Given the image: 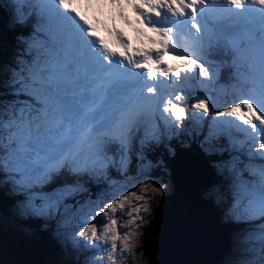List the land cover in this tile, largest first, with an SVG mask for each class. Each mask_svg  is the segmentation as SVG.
Segmentation results:
<instances>
[{
	"label": "snow or ice",
	"instance_id": "snow-or-ice-1",
	"mask_svg": "<svg viewBox=\"0 0 264 264\" xmlns=\"http://www.w3.org/2000/svg\"><path fill=\"white\" fill-rule=\"evenodd\" d=\"M41 2L54 8L42 7L38 19L33 21L32 32L18 37L25 45L23 54L30 59H16L6 84L7 95L13 99L0 100V173L3 174L0 184L11 183L12 192L23 196L17 205L20 215L53 219L59 215L61 224L74 219L79 226L76 235L92 241L93 246L102 251L108 250V259L115 264L113 254L117 251V240L121 239L119 227L126 229L122 247L127 249L133 238L132 226L139 228L136 223L137 219H142L139 214L147 211L139 201L150 199L148 182L140 186L143 195L118 193L119 198L113 196L110 203L98 206L93 202L88 210L77 207L78 202L69 205L65 201L86 191L80 177L104 176L110 167L118 173L124 172L131 162L129 153L134 151L142 159L143 150L158 143L163 135L156 122L158 116L165 128L178 127L187 117L182 106L187 99L185 86L201 77L212 79V73L205 66L212 62L203 53V33L208 30V24L206 20L198 22L204 12L209 7L214 9L224 4L228 12L243 15L249 11L246 5L258 4L259 11L264 13V0H111L112 4L130 5L137 13V20L146 25V28L136 29L142 44L135 47L119 28H109L108 36L101 35L97 25L75 6L79 0ZM54 16L64 22L68 29L65 34L74 37L76 50L103 70L102 78L107 86L84 112L65 114L62 110L63 97L57 91L59 77L53 71V66L61 62V52L56 48L55 35L50 28ZM29 19L26 8L15 15V22L20 25H26ZM261 31L264 32V28ZM38 37L47 39L51 45L47 59L46 46L40 45ZM169 53L176 55L181 63L165 60ZM260 60L264 69V36L261 37ZM213 72L219 76L217 69ZM129 87L134 91L129 92ZM113 88L117 91L122 88L124 95L110 100ZM191 100L193 118L199 115L203 119L210 111V101L215 105V100L206 92L203 96H192ZM53 113L60 121L69 122V133L75 126V137L55 140L41 136V127ZM222 117L225 119H220ZM212 120L214 125L227 126L229 142L234 148L242 150L248 145L249 163L256 157L262 162L256 171L248 170L249 176L256 177L255 181L242 179L243 171L237 173L232 210L243 222H260L251 231L264 255V70L256 85L246 91L241 88L228 106L215 111ZM232 131L243 138L232 137ZM209 135H215L212 127ZM134 142L139 144V150L134 149ZM257 144L259 148L255 147ZM64 174L77 179L48 192L42 190ZM164 187H153L152 191L163 192ZM130 198L135 201L128 211L131 219L118 226L113 214L118 209L123 212L126 204L132 205ZM98 223L102 228H98ZM240 264H264V260L246 259Z\"/></svg>",
	"mask_w": 264,
	"mask_h": 264
},
{
	"label": "rangeland",
	"instance_id": "rangeland-1",
	"mask_svg": "<svg viewBox=\"0 0 264 264\" xmlns=\"http://www.w3.org/2000/svg\"><path fill=\"white\" fill-rule=\"evenodd\" d=\"M39 2H40L39 3L40 10L42 7L44 8L54 7L53 5L43 4L41 0H39ZM3 8H4V4L0 0V10H3ZM89 8L91 10L87 8L88 11L86 15L90 19H93L99 23L101 18L104 21V18L108 16H109V20H111V23H114L110 14L117 13V9H121L122 11L136 14V16H134V19L126 17V18H120L118 20L117 28L121 30L123 29L125 33L128 28L121 19L127 21L128 22L127 25L130 28H132L131 25L133 22H135L134 26L136 28H146V25L144 24L142 25L137 20V13L128 4H112L111 0H104V1L99 0V2L98 0H93ZM92 9L96 10L97 12L93 11ZM56 18L57 17L54 16L50 28H51V32L55 35L56 48L59 49L61 52V57L59 58L61 62L59 65L53 66V71L59 77L57 91L59 95L63 97L62 110L65 112V114H67L68 112L71 111H81L83 105H81L76 100L79 97V95L84 96L85 93L88 92V90L85 91L83 90L84 83L81 79L82 75L78 78V85H77L78 90L74 88L75 83L72 82V76L70 75V71H69V68L72 66L70 61L79 60L78 63H82L80 62V59H84V58L87 61V64L89 63V61H88V57H86L85 55L83 54L78 55L77 53L73 52V48H74L73 43H69L68 46H65L66 44L64 45L61 39H59L61 36V32L58 28V24L63 21L60 18L57 19ZM8 21L10 24H12L10 19ZM235 27L240 33H244V28L239 29L237 28V26ZM44 30L49 31L48 28H45ZM218 33L221 32H217L215 29L212 30L210 29L206 33L205 45L209 43L210 44L204 50H207L210 46L217 44L219 40L223 38V36H221L209 42V40ZM101 35L108 36L109 33L105 29V32L101 33ZM234 36L235 38L238 37V35L236 34H234ZM38 40L40 41L41 46H46L45 58L46 59L49 58L47 56V52L51 51V45L49 44V41L47 39H41L39 37ZM255 40L258 41L259 38L256 37ZM137 41L138 42L136 43V45L138 44L137 46H141L142 41L140 36L139 39H137ZM231 41H232V45L230 47L231 48L230 53L234 58L232 68L235 72L234 73L235 80L233 85H235L236 87L233 86L231 87L228 83L227 86L223 83H220L218 78L219 76L217 77L213 72V69H217L219 72L218 66L206 64L205 66L208 67L210 73H212V79L208 80L207 78H203V77H201L199 80L194 79L193 81H191L190 85H187L185 87V89L192 86L194 87L196 83L198 85L197 87L202 92V96L207 90L206 93L211 97L212 95H214L215 92H217V88L220 87L219 90L222 91L221 94L225 92V90L227 89V94L225 98H227V100L229 101L230 98H233V91H236V96H237L241 88H243L245 91L247 90L246 89L247 86L243 85V83L241 82H237L235 77V74L237 72L244 73L246 76L248 75L249 78L251 77L250 80L253 81L252 85L249 83H245L246 85H249V89L258 83L261 71L264 70L262 69L261 60H260L261 46L253 47L252 45H248L245 43L243 44L242 41L239 39H233ZM249 50L251 52H254V53H250V55L254 54L253 58L250 57V55L248 54L250 52ZM255 54L257 56H255ZM21 56L22 55H17V57H21ZM206 59L209 60V58L207 57ZM91 66L93 67V65ZM14 67H15V59H14V63L11 62L6 63L3 61L0 64V69L2 70V77H0V100H5V99L11 100L6 97L7 96L6 91L3 90V87L1 85H3L4 82L7 84V81L9 80L8 78L10 77L8 70ZM84 72L85 71H83L82 74ZM257 75L259 76L258 78H256ZM238 77L241 80H245L244 75L239 74ZM218 98L219 96L216 95L215 99ZM224 99H221L222 101L218 104L220 108L227 106ZM218 101L219 100L215 101V103H217ZM210 104L212 105L211 101ZM212 109L213 108H211L210 106V110ZM187 113H188L187 117L180 123L178 127L175 128L172 127L171 125L165 128L164 122L157 117L156 122L157 124L160 125L163 135L161 136L158 143L152 144L150 147H146L143 150L142 159L139 158L136 155V152L134 151L133 153H129V155L131 156V162L128 164L127 170L124 172L118 173L117 171H115L113 168L110 167L107 170L106 175L104 176L90 178L89 176L85 175L83 177H80L79 179L82 181L83 187L86 191L76 195L75 197H71L65 201V203L69 205L74 204V202H78L77 207H82L83 209L88 210L89 205L92 204L93 202L94 205L98 206L101 204L110 203L111 202L110 198L113 196L119 198V195H117L118 193L120 195H127L131 192H136L137 195H143L144 190L141 189L140 186L145 182H148L147 196H149L150 199L139 201V203L143 205V207H145L147 211H141L139 214L142 217V219H137L136 223L139 224L140 227L135 228L134 225L132 226L133 238L130 241L127 249L122 247V242L124 239L123 233L126 231V229L123 227H119V230L121 231V239L117 240L116 242L117 251L113 254L115 256V264H149L147 258L143 255L142 235L145 230V227L148 225L149 220L152 217L153 209L157 204L159 205L161 203L165 195L171 192L174 187L173 181L169 177L171 167L169 168L168 165H165V162L163 161L162 157L158 156V154L155 155L153 159L147 155V152L158 148V145L160 143H163L167 148V150H165V153L173 154L174 152L173 144L177 140L181 144L180 146L181 149L177 151L176 157L177 159L181 158V161L185 165V167L189 171H192L195 168V166L199 167L200 163L204 162L205 160L202 153L193 154L188 149L190 141H197L198 139V141L200 140V143L202 145L206 144L211 147L207 139L209 137L211 138L224 137L226 139L227 149L230 150L232 152L231 155L234 156L233 160L229 162L221 161L219 170L223 172L224 182L223 180L221 181L223 183L222 187L218 189L219 184L217 185L218 187H214V185L217 183L216 180V182L213 184H211V182L204 184L203 189L199 191V193L204 198L211 197L212 198V199L210 198L211 201L215 202L218 205V209L220 207L222 211V214L220 216V222L221 224H223V226L221 225L219 229V233L222 234L223 239L222 240L219 239L220 241H222L221 243L222 246L220 253L218 255V260L216 261L215 264H240V262L246 259H255L257 261L264 260V255H262V253L259 250V247L256 245L254 241V234L251 231V229L254 228L255 224L260 223L259 221H255L252 224L244 223L245 226L249 225V227H245V228L236 227L234 229L233 227L227 226L223 223V220H230V219H233L236 222L240 221L239 220L240 218L234 215L232 210V206L234 203L233 201L234 180L236 179L237 173L243 171L244 175L242 179L248 181L246 180L248 177L249 181H255L256 177L249 176L248 170L256 171L258 169V167L261 164L260 162H258L260 161L259 157L254 158L253 161L249 163L250 154L248 152V145H245L242 150H238L237 148H234L232 144H230L229 135H228L229 129L227 128V126L213 124L212 117L214 116V111H212L210 115L209 112L204 114L203 119H200L199 115L193 118L192 112H190L189 110L187 111ZM220 119H225V118L222 117ZM196 126L201 127L202 130L204 128L205 134L202 137V139L199 138L200 134L197 133V130L195 128ZM68 127H69V122L67 120L60 121L56 116V114L53 113V116L49 119L47 124L41 127L40 134L41 136L52 138L55 140H60L62 135H66L68 138L75 137L77 134V129L75 128V126H73V131L71 133L68 132ZM210 127L214 129L215 132L214 137L209 135ZM233 132H231L232 137L237 139L243 138L239 133H236L235 131ZM51 134L52 136L50 137ZM184 145H187V148ZM7 147L8 145L7 143H5V148ZM255 147L259 148V145L257 144ZM134 149L139 150V144L137 142H134ZM190 161L194 163H191ZM175 165L176 162H174V166ZM245 165H247V170H245ZM211 171L215 172L213 169H211ZM211 176L212 179H216L214 175ZM76 179H77L76 177L64 174L62 178H57V180L53 182L55 183L54 188L61 186L64 182L71 184ZM157 181H159V183H157ZM162 186H166L164 187L163 192L152 191L153 187H162ZM47 187L48 185H45L42 190L45 192L52 190V189H48ZM130 199H133L132 205L126 204L123 212H121L118 209V211L115 214H113V218H117L118 220V226L124 225L127 221L131 219V217L128 215V211L130 207L134 206L135 201L134 198H130ZM22 200H20V202ZM19 203H16L12 207V211L14 212V215L23 218L24 215H20L17 208V205ZM96 210L99 211L100 210L99 207H97ZM169 213H171V211L168 209L161 210L158 213V218L162 217L163 220L162 221L159 220L160 223H158L157 226L154 227V230H157L158 228V239H159L158 244L161 245V247L158 246V264H167L166 262L169 260H175L176 262L173 264H185L187 247L180 245L179 243L173 241L168 237L167 239H162V237H166L167 229H166L165 220H166V216ZM31 217L35 218L33 216ZM36 218H43L49 220L48 225L52 227L51 230L52 243L55 245L54 248L57 250V252L55 253L54 251L48 250L50 246L49 244L44 245L41 249L42 251H34V249L31 247L28 241L27 242L25 241L26 243L20 241L21 236H23L22 232L27 233L29 231V228L25 225H20L18 222V220L20 219L12 218V217L11 219L8 217L2 218L0 216V264H99V262L101 261H103V264H112V262L109 261L108 259V250L102 251L99 248L93 246L92 241L76 235L79 226L74 219L69 218L63 224H61L58 223V221L60 220L59 215H57V217L54 219L47 217H36ZM97 220H99V218H97ZM97 226L98 228H102V224L100 223H98ZM213 237L214 236L206 237L204 240L199 242L196 245L194 254L196 250L197 252H199L200 250L203 251L206 244L210 243ZM110 243L111 242L109 241V245ZM164 259H165V263H163ZM189 264H197L196 258H194V256H192V259L189 262Z\"/></svg>",
	"mask_w": 264,
	"mask_h": 264
},
{
	"label": "trees",
	"instance_id": "trees-1",
	"mask_svg": "<svg viewBox=\"0 0 264 264\" xmlns=\"http://www.w3.org/2000/svg\"><path fill=\"white\" fill-rule=\"evenodd\" d=\"M1 2L4 4L3 10H0V64L4 61L6 63H14V59L16 62V59L18 58L17 55H22L20 58L24 61H27L30 59V57L27 54H23V50L25 48V45H23L19 40V36H28L32 32V24L33 21L36 20V13L35 12H29L28 9H30V6L25 3L22 0H1ZM18 6V8H17ZM27 9V12L31 19H29L28 23L26 25H20L15 22V15L17 12H20L22 9ZM8 15H7V14ZM12 24L9 23V20ZM28 33V34H27ZM38 39V38H37ZM223 39L219 40V42L215 45L210 46L207 49V58H209L208 61H211L212 63L209 65H217L219 68V79L223 82H226L229 84L230 80H233L232 73V62L233 57L231 56L230 51L226 48V44L221 42ZM39 41V40H38ZM224 42H229L227 39H224ZM16 66V63H15ZM10 70H8L9 75L11 76ZM0 77H2V70L0 69ZM10 80V77L8 78ZM8 80V81H9ZM7 81V82H8ZM3 90L6 91V95L8 92V89L6 87V83L4 82ZM200 93L202 94L201 90L199 89ZM213 97V100L217 101L218 99H215L216 95ZM197 96L198 91L196 89L193 90H186L185 96L187 99L182 103V106L188 111L191 107V103L193 102L191 100L192 96ZM2 96V94H1ZM8 99H12L13 97L11 95L6 96ZM220 103V102H219ZM218 103V104H219ZM218 104L214 107L215 109H219L220 107ZM228 106V105H227ZM197 133L200 134V139L204 136V128L202 130L201 127L196 126ZM198 137V136H197ZM211 147L209 145H202L200 143V140L198 141H190L188 149L193 153H204L203 156L207 160V165L212 168L214 171H216V180L217 183L214 185V187H218L219 184L220 189L223 185L221 182L223 178V172L219 170L221 161L222 162H229L233 160V155H231V151L227 149V143L226 139L224 137H215V138H207ZM176 140V139H175ZM174 150L179 151L181 148V144L179 141L174 142ZM187 147V145H184ZM165 150L167 148L163 143H160L158 145V148L153 149L151 151L147 152V155L154 159V156L158 154V156H161L163 161L165 162V165H168V167H172L174 164L175 159L177 158L174 154H167L165 153ZM179 160V159H178ZM134 164V163H133ZM158 173V172H157ZM223 178V179H222ZM0 179H3V174L0 173ZM55 187V183L49 184L48 189H53ZM12 185L11 183H3L0 184V216L2 218L8 217L17 218L20 225H25L29 228V231L27 233L22 232L20 241L23 243H26L27 241L31 245V247L34 249V251H42V247L46 244H49L48 250L54 251L55 253L57 250L54 248L55 245L52 243V235L51 230L52 227L48 225L49 220L43 219V218H32L30 215H24L23 218H20L16 215H14V212L12 211V207L19 203L20 200L23 199V196L14 194L12 192ZM217 189V190H218ZM216 190V191H217ZM220 213L222 214V211L219 207ZM231 221V220H230ZM234 223L236 227L239 226V228H245L247 226L243 225L242 223H236L233 220L231 221ZM38 238V241H37ZM26 241V242H25Z\"/></svg>",
	"mask_w": 264,
	"mask_h": 264
},
{
	"label": "bare ground",
	"instance_id": "bare-ground-1",
	"mask_svg": "<svg viewBox=\"0 0 264 264\" xmlns=\"http://www.w3.org/2000/svg\"><path fill=\"white\" fill-rule=\"evenodd\" d=\"M92 1L89 3L87 2V0H79V3H77L75 6L78 7L82 12L86 13L87 12V5H89V7L91 6L92 4ZM107 6V5H106ZM248 6V5H247ZM94 7V6H93ZM92 7V8H93ZM119 7V6H118ZM252 9L250 12L246 13L245 15L247 16V20L249 21V24L251 22H254V21H260L258 19V15H257V12L259 10V8L261 7L260 5L258 4H252L251 5ZM93 10V9H92ZM121 12L124 13L123 16H121ZM119 15H118V14ZM117 13H112L110 14L111 18L113 19L114 23H111V20H109V16L104 18V21L103 19L101 18V22L102 24L100 23V25H103L105 26L106 30L109 29V28H112V27H116L117 28V22L120 18H131V19H134V16H136V14L134 13H129V12H125V11H122L121 9H117ZM102 17H105V16H102ZM241 15L238 14V13H235V12H229V16L223 18L220 20V23L223 24L225 20H231V24H233L234 26H237V28L239 29H243L244 28V24H243V20L240 19ZM135 25V22L132 23V29L133 31L129 32V34H136V35H139L136 31V27L134 26ZM256 26V29H258L257 25ZM260 28V27H259ZM127 29V28H126ZM123 30V29H122ZM124 31V30H123ZM108 32V31H107ZM107 34V33H106ZM152 33H149V35H151ZM140 36V35H139ZM142 41V39H141ZM135 45H136V42H135ZM138 45V44H137ZM136 45V46H137ZM243 50V49H242ZM250 51V50H249ZM239 52V50H238ZM250 53H254V52H249L248 54L250 55ZM256 53V52H255ZM254 54L253 55H250V57L253 58ZM255 56H257L255 54ZM247 57V56H246ZM243 59V58H242ZM89 63H88V70L85 71L82 76H81V79L84 83V81L90 76V71H91V66L90 65H93L94 64L88 59ZM243 62V61H242ZM247 62V61H246ZM244 64V63H243ZM241 74V75H244L245 76V80H241L238 75ZM236 79L240 82H243V83H249L252 85L253 81L250 80L249 76L245 75L244 73H239L237 72L236 73ZM83 90H87L86 89V85L84 83V86H83ZM89 95V92L85 93L84 96H87ZM236 97V96H234ZM192 160V159H191ZM257 160V159H256ZM260 160V159H259ZM191 163H194V162H191ZM198 164V163H197ZM194 166V165H193ZM197 167V166H195ZM187 180H188V186L191 187L193 190H196V191H193L192 192V195H191V192L186 196L185 200L186 199H189L190 200V205L188 207V209L183 205L182 202H180V204L176 205L170 214H168L166 216V220H165V223H168V224H172L174 222H177V219L179 217L180 214H188L187 216L185 215L186 217V221H184L183 223H186V226H187V231H186V234L189 232V230H193L194 231V237L191 238L188 242V245H187V248H186V258H185V261L187 263H189L192 259V256H194L195 258H198L202 259L203 260H206V261H210L213 256L218 252V248H217V243L218 241L216 240V242H211V243H207L206 244V248L208 249L207 252H204L202 250H200L199 252H195L194 254V251H195V248H196V245L201 242L202 240H204L206 237H209V236H214L215 233H216V222L211 220L210 219V222L205 226V229L204 231L200 232L199 234L196 233V229L197 227L203 222V221H206V219L208 218H212L214 219L215 216H213L214 214L212 213H218V205L215 203V202H212L209 198H204L200 193H198L199 191L195 188V181L196 179H193V174H192V171H189L186 167H185V177ZM248 177H247V179ZM183 181V180H181ZM181 184V183H180ZM179 184V185H180ZM189 190V189H188ZM186 191V190H185ZM212 199V198H211ZM184 200V199H183ZM185 202V201H184ZM217 207V208H216ZM190 210V211H189ZM182 218V217H181ZM197 219H200L201 220V223H199L198 221H196ZM182 221H179L177 224H181ZM215 228V229H214ZM220 228V227H219ZM218 229V228H217ZM181 234V233H180ZM197 234V235H196ZM222 235V234H221ZM220 235V236H221ZM154 238H156V243L154 245V248L156 249V252L158 254V246L161 247L160 244H158V234H156L154 236ZM185 238V237H184ZM206 250V249H205ZM163 257V256H162ZM176 261L175 260H169L167 261L166 263L167 264H173L175 263ZM163 263H165V259L163 260Z\"/></svg>",
	"mask_w": 264,
	"mask_h": 264
},
{
	"label": "water",
	"instance_id": "water-1",
	"mask_svg": "<svg viewBox=\"0 0 264 264\" xmlns=\"http://www.w3.org/2000/svg\"><path fill=\"white\" fill-rule=\"evenodd\" d=\"M202 154L204 155V153H202ZM203 157H205V156H203ZM204 160H205L204 162L200 163L199 167H195L192 170L193 179H196L195 188L198 191L203 189L204 184L210 183V182H211V184H213L216 182V179H212V176H211V175H214L216 178V173L211 172L212 168H210L207 165L206 158H204ZM174 162H176V165L174 166V164H173V166L170 169V173H169V177L171 178V180L173 181V184H174L173 190L165 195L164 199L161 201V203L159 205L157 204L155 206V208L152 211V217L150 218L149 223L145 227V230H144L143 235H142V238H143V255L147 258L149 264H158V254L156 252V249L154 248V245L156 243V241H155L156 238H154V236L156 234H158V228H157V230H154V227L157 226V224L163 220L162 217L158 218V213L161 210H165V209L172 211V209L176 205L180 204V202H182L183 205L188 209V207L190 205V200L189 199L185 200V198L190 192L192 195V192L196 191V190H193L191 187L188 186V180L186 178H184L185 177V165L182 163L181 158L179 160L176 158ZM181 180H183V181H181ZM217 210H218V208H217ZM212 214H214L213 216H215L214 219L208 218V219H206V221H203L202 223H201L200 219L196 220L199 223H201L197 227L196 233L199 234L200 232L204 231L205 226L210 222V219L215 221L216 222V226H215L216 229L215 228L214 229L216 230V233H215L216 235H214V237L212 238L210 243L212 241L216 242V240H218V243H217L218 252L213 256V258L210 261H206V260L202 261V259L200 261V259L196 258L197 264H207V263L215 264L216 261L218 260V255L220 253L221 246H222V244H221L222 241H220V240L223 239L222 235L219 233V229H220L219 227H221V225L223 226V224H221V222H220L219 210H218V213H212ZM185 215L187 216L188 214H180L178 219H177V222H174L172 224L166 223V229H167L168 233L166 232V237H162V239H167V237H168V238L172 239L173 241L179 243L180 245L187 247L189 240L194 237V231L189 230V232L186 234L187 226H186V223H183L184 221H186ZM179 221H182V223L180 225L177 224ZM223 223L227 226L232 227V225L229 222H223ZM158 241H159V239H158ZM203 251L204 252L208 251L206 246L204 247ZM185 264H189V263L186 262Z\"/></svg>",
	"mask_w": 264,
	"mask_h": 264
},
{
	"label": "clouds",
	"instance_id": "clouds-1",
	"mask_svg": "<svg viewBox=\"0 0 264 264\" xmlns=\"http://www.w3.org/2000/svg\"><path fill=\"white\" fill-rule=\"evenodd\" d=\"M219 81H220V83L225 84V82L221 81L220 79H219ZM225 85H226V84H225ZM195 86H196L197 89H199V88L197 87L198 85H197L196 83H195ZM219 88H220V87H219ZM219 88H217V92H216V93H218L217 95H220V93L222 92L221 90H219ZM205 90H206V89H205ZM206 92H207V90H206ZM216 93H215V94H216ZM176 153H177V151L174 150L173 154L176 155Z\"/></svg>",
	"mask_w": 264,
	"mask_h": 264
}]
</instances>
